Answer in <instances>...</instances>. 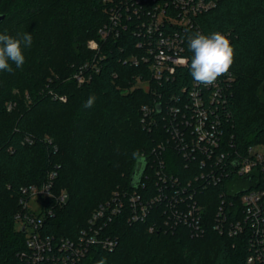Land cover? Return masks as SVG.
<instances>
[{"label":"trees","instance_id":"trees-1","mask_svg":"<svg viewBox=\"0 0 264 264\" xmlns=\"http://www.w3.org/2000/svg\"><path fill=\"white\" fill-rule=\"evenodd\" d=\"M0 15L5 16L0 33L33 37L24 49L23 67L13 64L12 73L0 72V264L28 263L23 258L26 236L16 224L21 189L43 185L51 173H56L54 198L44 206L55 215L45 219L42 234L54 242L78 241L91 230L100 206L117 195L126 202L120 214L96 225L105 237L117 240L116 248L94 244L76 264H97L101 258L107 264H245L251 254L249 235L228 237L208 228L202 237H192L183 225L167 231L157 218L159 206L134 222L127 201L136 195L147 202L159 192L163 183L153 167L158 164L154 151L169 136L162 106L191 102L192 90L202 94L209 114L221 119L226 138L232 136L239 151L264 145V0H221L185 36L189 61L193 53L187 38L196 32L219 31L234 46L232 81L215 102L209 99L212 88L196 85L188 66L158 80L144 62L126 63L139 54V36L126 32L101 38L112 15L104 0H0ZM91 40L99 43V52L88 47ZM94 60L99 71L89 70V79L78 84L74 76L80 66ZM92 95L94 105L84 107ZM156 106L157 124L150 129L143 108ZM137 150L142 160L133 159ZM160 159L163 172L183 183L201 171L196 162L186 167L172 147ZM144 160L142 179L132 186L136 166ZM225 189L222 183L199 196L207 217L215 213L218 194ZM62 193L66 201L58 204Z\"/></svg>","mask_w":264,"mask_h":264},{"label":"built area","instance_id":"built-area-1","mask_svg":"<svg viewBox=\"0 0 264 264\" xmlns=\"http://www.w3.org/2000/svg\"><path fill=\"white\" fill-rule=\"evenodd\" d=\"M111 12L108 25L100 31L106 40L132 32L139 36V54L132 55L125 62L138 65L144 62L149 73L161 80L175 74L176 69L185 67L179 60L185 53L186 34L195 28L196 19L203 13L215 9L221 0H104ZM88 47L100 51L99 43L91 40ZM188 58V57H187ZM89 70L99 71L97 61L80 66L74 78L78 84L89 79ZM219 78V77H218ZM232 81L229 73L217 79L209 99L222 100L225 84ZM148 85L143 83V87ZM146 88V87H145ZM192 101L162 106V117L169 133L166 143H160L156 152L157 175L161 176L159 192L143 202L140 196L129 197L130 219L143 220L155 206L162 207L158 219L167 231L178 226H186L192 237H202L208 228L228 237L249 235L251 254L245 264H264V149L258 145L246 151H239L233 137L226 138L225 128L220 118H212L205 106V99L198 90L190 92ZM162 104V103H161ZM12 105H9V109ZM143 121L151 129L157 124L158 106L144 107ZM178 151L186 162L200 164L201 171L195 180L181 182L178 177L168 176L161 154L168 148ZM56 173L49 175L41 186L23 187L20 205L22 211L16 215V224L25 227L27 253L23 255L27 264H76L88 253L89 248L100 245L113 251L117 240L103 235V227L96 225L99 220L116 216L122 212L126 202L120 195L111 202L100 206L91 221V230L83 231L78 241L62 239L54 242L42 234L45 219L54 217V209L45 207L46 199L54 198L52 188ZM238 181H245L243 186ZM225 185L218 194L220 204L215 213L206 215V204L199 200L212 187ZM67 195L62 193L56 203L62 204ZM39 200L36 207L32 201ZM110 211V212H109ZM154 227L150 228L152 232Z\"/></svg>","mask_w":264,"mask_h":264},{"label":"clouds","instance_id":"clouds-1","mask_svg":"<svg viewBox=\"0 0 264 264\" xmlns=\"http://www.w3.org/2000/svg\"><path fill=\"white\" fill-rule=\"evenodd\" d=\"M33 42L31 33L25 32L12 36L0 33V72L12 73L13 64L20 69L25 64L24 49L30 48ZM188 50L193 53L189 58L181 57L179 62L189 68L191 78L196 85L213 86L218 77L229 74L233 65L234 46L229 38L217 31L211 34L196 32L187 38ZM96 97L90 96L84 107L91 108ZM133 159L142 160L137 150L132 154ZM97 264H107L106 258H101Z\"/></svg>","mask_w":264,"mask_h":264},{"label":"water","instance_id":"water-1","mask_svg":"<svg viewBox=\"0 0 264 264\" xmlns=\"http://www.w3.org/2000/svg\"><path fill=\"white\" fill-rule=\"evenodd\" d=\"M4 18H5V16L0 15V24L2 23ZM145 166H146L145 160L143 161V164L141 166L140 165L136 166V169H135V171L132 175V178H131V185L132 186H136L141 181L142 176L144 174ZM22 232H24V233L26 232L25 227H23Z\"/></svg>","mask_w":264,"mask_h":264},{"label":"rangeland","instance_id":"rangeland-1","mask_svg":"<svg viewBox=\"0 0 264 264\" xmlns=\"http://www.w3.org/2000/svg\"><path fill=\"white\" fill-rule=\"evenodd\" d=\"M145 87H146V89L149 88L148 85H146ZM260 148H263V149H264V146H260ZM237 183H238L239 186H243V185L246 184L245 181H238ZM38 203H39V200H34V201H32V205H33V207H36V205H37ZM19 226H20V225L17 224V228H18V229L20 228Z\"/></svg>","mask_w":264,"mask_h":264}]
</instances>
